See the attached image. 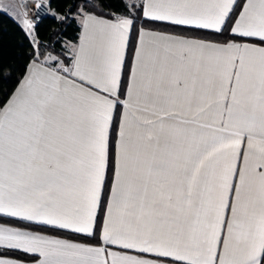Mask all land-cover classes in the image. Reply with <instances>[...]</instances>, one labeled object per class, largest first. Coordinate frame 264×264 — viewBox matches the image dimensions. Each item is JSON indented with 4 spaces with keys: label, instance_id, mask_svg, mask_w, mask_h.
Returning a JSON list of instances; mask_svg holds the SVG:
<instances>
[{
    "label": "snow or ice",
    "instance_id": "1",
    "mask_svg": "<svg viewBox=\"0 0 264 264\" xmlns=\"http://www.w3.org/2000/svg\"><path fill=\"white\" fill-rule=\"evenodd\" d=\"M51 4L0 0V264H264V0Z\"/></svg>",
    "mask_w": 264,
    "mask_h": 264
},
{
    "label": "trees",
    "instance_id": "2",
    "mask_svg": "<svg viewBox=\"0 0 264 264\" xmlns=\"http://www.w3.org/2000/svg\"><path fill=\"white\" fill-rule=\"evenodd\" d=\"M73 3L74 0H52L51 7L57 11L64 12L69 10ZM0 28L3 29L4 33L5 55L12 58L20 56L25 48H27V43L23 41L22 35H17L12 20L3 13H0ZM56 31L61 32V36L58 38L61 44L57 45L59 49L64 42H75L78 36L79 26L75 21H72L61 29L59 21L54 20L50 15L45 17L40 25L39 35L41 40L44 42L52 40ZM22 44L23 47L21 46Z\"/></svg>",
    "mask_w": 264,
    "mask_h": 264
},
{
    "label": "built area",
    "instance_id": "3",
    "mask_svg": "<svg viewBox=\"0 0 264 264\" xmlns=\"http://www.w3.org/2000/svg\"><path fill=\"white\" fill-rule=\"evenodd\" d=\"M46 17H47V16H46ZM44 18H45V17H44ZM44 18H43V19H44ZM43 19H42V20H43ZM41 22H42V21H41Z\"/></svg>",
    "mask_w": 264,
    "mask_h": 264
}]
</instances>
